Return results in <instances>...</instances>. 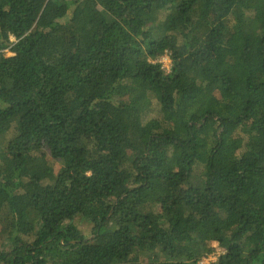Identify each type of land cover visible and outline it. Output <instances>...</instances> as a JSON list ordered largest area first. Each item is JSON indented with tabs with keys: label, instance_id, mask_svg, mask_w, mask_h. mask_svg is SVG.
I'll return each mask as SVG.
<instances>
[{
	"label": "trees",
	"instance_id": "16d2710c",
	"mask_svg": "<svg viewBox=\"0 0 264 264\" xmlns=\"http://www.w3.org/2000/svg\"><path fill=\"white\" fill-rule=\"evenodd\" d=\"M215 243L264 264V0H0V264Z\"/></svg>",
	"mask_w": 264,
	"mask_h": 264
},
{
	"label": "rangeland",
	"instance_id": "374dc122",
	"mask_svg": "<svg viewBox=\"0 0 264 264\" xmlns=\"http://www.w3.org/2000/svg\"><path fill=\"white\" fill-rule=\"evenodd\" d=\"M4 55H10L11 53L7 50L3 51ZM159 62L161 63L162 67L167 71L170 68V58L168 54H164L159 58ZM81 233L83 236L90 235V226L86 221H80L79 224ZM222 251L221 247H219L216 243L214 244V252L209 254L207 257L202 258L200 261V264H208L210 262H213L217 255Z\"/></svg>",
	"mask_w": 264,
	"mask_h": 264
},
{
	"label": "built area",
	"instance_id": "2783aa9c",
	"mask_svg": "<svg viewBox=\"0 0 264 264\" xmlns=\"http://www.w3.org/2000/svg\"><path fill=\"white\" fill-rule=\"evenodd\" d=\"M159 61V60H158Z\"/></svg>",
	"mask_w": 264,
	"mask_h": 264
}]
</instances>
